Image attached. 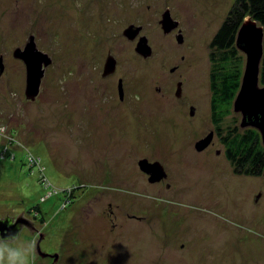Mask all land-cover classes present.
<instances>
[{"label":"rangeland","instance_id":"374dc122","mask_svg":"<svg viewBox=\"0 0 264 264\" xmlns=\"http://www.w3.org/2000/svg\"><path fill=\"white\" fill-rule=\"evenodd\" d=\"M233 2L0 0V215L22 209L35 227L19 240L43 233L55 264H119L124 231L136 238L130 264H264V177L236 174L226 159L222 138L241 128V115L232 108L215 126L209 111V43ZM165 8L182 23V45L159 27ZM128 23L143 25L152 48L145 62L123 39ZM30 34L51 58L33 101L12 56ZM107 48L119 60L115 77L133 88L124 101L115 79H94ZM142 158L162 164L164 182H147Z\"/></svg>","mask_w":264,"mask_h":264},{"label":"water","instance_id":"95a60500","mask_svg":"<svg viewBox=\"0 0 264 264\" xmlns=\"http://www.w3.org/2000/svg\"><path fill=\"white\" fill-rule=\"evenodd\" d=\"M164 33L176 26L177 21H174L170 16L169 10L166 9L159 21ZM172 27V28H171ZM140 26L130 25L124 29L123 35L129 39H133L140 31ZM177 40L182 41L178 36ZM264 30L261 25L250 17L244 18L239 26L236 37L235 46L238 50L245 54V63L241 75L239 89L233 101V111L241 115L240 127H251L258 131L261 143L264 145V86L260 85V64L263 53ZM135 51L145 57L151 55V48L145 36L139 37ZM12 56L23 62L25 66V85L24 95L28 100L33 101L39 93L41 79L44 75L45 68L51 63V58L36 47L34 36L29 35L27 42L23 48L16 47L12 51ZM114 59L109 56L104 67V75L114 66ZM109 65L111 68H108ZM4 70L2 55H0V76ZM109 73V72H108ZM176 96H180V83L177 84ZM194 113L193 108H190V115ZM212 132H209L205 137L194 143L195 151H202L212 140ZM138 168L140 171L148 175L149 182H155L165 177L163 166L158 161L150 162L146 158L138 160ZM264 177V168L262 171ZM9 216V214H5ZM22 218V217H21ZM19 219V218H18ZM17 219V220H18ZM24 219V218H23ZM25 225V224H24ZM5 225L0 224V230H8ZM31 229V226H29ZM23 229V228H22ZM19 230V233L21 230ZM39 250V245L37 244ZM53 257L57 259V255Z\"/></svg>","mask_w":264,"mask_h":264},{"label":"trees","instance_id":"16d2710c","mask_svg":"<svg viewBox=\"0 0 264 264\" xmlns=\"http://www.w3.org/2000/svg\"><path fill=\"white\" fill-rule=\"evenodd\" d=\"M246 17L256 21L264 30V0H234L209 43L212 49L209 106L211 121L215 126L230 114L239 89L244 61L242 54L235 46V37ZM216 51L219 53L218 56ZM259 82L264 86V40ZM217 133H219L218 130ZM222 141L225 144L226 159L232 164L234 173L250 176L262 175L264 146L255 129L247 127L241 129L234 123L227 129Z\"/></svg>","mask_w":264,"mask_h":264},{"label":"flooded vegetation","instance_id":"af4514ba","mask_svg":"<svg viewBox=\"0 0 264 264\" xmlns=\"http://www.w3.org/2000/svg\"><path fill=\"white\" fill-rule=\"evenodd\" d=\"M166 9H168V8H165L162 12H161V15H162V13L166 10ZM169 10V13H170V16L173 18V16L171 15L172 14V12H170V8L168 9ZM174 21H177V20H175V19H173ZM159 21L160 20H158V23H159ZM181 22H179V21H177V24H176V26L175 27H171L172 29H170L168 32H166V33H164V31H163V29H162V27H161V24L159 23V27H160V29H161V31H162V33L164 34V36H166V37H171L173 40H175L179 45H182L183 43H184V31H183V26H181ZM130 25H133V26H140L141 27V29H140V31H139V33L133 38V39H129L128 37H125L124 35H123V31H124V29L125 28H127L128 26H130ZM86 28V27H85ZM121 34H122V36H123V39H126V40H128L129 42H131V43H135V46H136V43H137V41H138V39H139V37H141V36H145L144 34H143V25L142 24H135V23H128L127 25H124V27L122 28V32H121ZM31 35V34H30ZM178 36H180L181 38H182V41L181 42H179L178 40H177V38H178ZM146 37V36H145ZM147 38V37H146ZM35 41V40H34ZM147 42H148V38H147ZM149 44V43H148ZM150 46V45H149ZM150 48H151V46H150ZM134 51H135V47H134ZM135 53H136V55H135V57L134 58H138V59H140V60H143V61H139V62H145V60L147 59V58H149L150 56H147V57H145V56H143V55H141V54H138L136 51H135ZM151 53H152V48H151ZM109 56H111L113 59H114V66L111 68L109 65H107V67L108 68H111V69H109V71H107V73L104 75V67H105V63H106V60H107V58L109 57ZM96 59V64H98V68H97V72H96V78H94L95 79V81L97 82V83H99L98 82V80H101V81H106V80H109V81H112V80H114L115 79V92L117 93V99H118V101H124L125 99H127L128 98V95H129V93L131 92H133V88L131 89V88H129V87H127V84L129 83V81H127V78L125 79L123 76H117V77H115V75H116V73L118 72V68H119V60H117L116 59V57H114L112 54H111V51H110V49L109 48H107L106 50H105V52H104V50H102L101 51V54H99V55H97V57L95 58ZM137 62V61H136ZM135 62V63H136ZM135 69V66L134 65H131V66H126V70H129V69ZM176 68H177V65L176 66H173V67H171L169 70H170V72L171 73H173L175 70H176ZM130 71V70H129ZM109 72V73H108ZM129 75V73H127V75L126 76H128ZM132 82H133V84H135V80L132 78V80H131ZM130 81V82H131ZM178 83H180V81L179 82H177V84ZM176 84V85H177ZM112 87V86H111ZM110 87H107V89H109ZM157 91H159V89L160 88H155ZM176 92V91H175ZM174 92V98L176 99V101H179V100H181V93H180V96H176V93ZM115 98V97H114ZM193 108V110H195V108H194V106L193 105H189V115H190V108ZM210 111V110H209ZM194 114V113H193ZM192 114V115H193ZM211 114V113H210ZM192 115H190V116H192ZM211 116V115H210ZM212 122V121H211ZM214 124V123H213ZM215 130H217L216 128L215 129H213V130H211L210 132H212V134L214 133L215 135H217V132L215 131ZM213 136V135H212ZM196 152H200V151H196ZM217 154H218V152H216ZM154 161H156V160H154ZM150 162H153V161H150ZM137 163H138V161H137ZM162 165V164H161ZM164 168V167H163ZM164 171H165V174H166V176L165 177H163V178H161L160 180H158V181H155V182H149L148 181V175L147 174H145V173H143L144 174V176L146 177V179H147V182L148 183H150L151 185H159V184H161L162 182H164L165 181V179L167 178V173H166V170L164 169ZM165 187L166 188H170V183H168V182H165ZM133 218V217H132ZM25 224V225H24ZM28 226V228H29V226H31V229L33 228V229H35V227L33 226V223H32V221H30V220H28L27 218H19L18 220H17V222H16V225H14V227L10 230V232H16L17 233V236H18V232H19V230L20 229H22L23 227H25V226ZM189 225H191V224H189ZM196 225H197V223H194L193 225H191L190 227H191V229L190 230H192V231H195L196 230ZM169 228L172 230L171 232H174L173 231V228H172V225H170L169 226ZM176 228V227H175ZM182 229H183V234H184V229H185V226H183L182 227ZM8 231V230H7ZM189 232V231H188ZM187 232V233H188ZM37 236V239H36V241H37V244L39 245V250H38V248H37V255H36V261H37V263L36 264H40V262H42V263H44V262H47L48 264H55L56 263V261H54V257H53V254H54V252L55 251H49V250H47V249H43L42 247H41V245H42V243L44 242V239H45V237L46 236H44V234L43 233H39V235H36ZM148 240V239H147ZM135 243H136V238L134 237V234H133V232H128V231H124V239L123 240H120V242L118 243L120 246H123L124 247V249H121L120 248V250H118V251H115V253H114V256H116V257H119L120 258V261H119V264H130L129 262H127V261H129L130 259H132L133 258V254H134V247H135ZM169 244H170V242H164V247H163V249L165 250V251H168V246H169ZM181 247H182V245H181ZM131 251H132V253H131ZM41 259H43V260H41ZM41 260V261H40ZM117 259L115 258L114 259V261H116ZM114 261H113V264H115L114 263Z\"/></svg>","mask_w":264,"mask_h":264},{"label":"clouds","instance_id":"9594fccd","mask_svg":"<svg viewBox=\"0 0 264 264\" xmlns=\"http://www.w3.org/2000/svg\"><path fill=\"white\" fill-rule=\"evenodd\" d=\"M25 218L22 209H15L11 216L0 215V224L6 228L16 225L18 218ZM37 241L19 240L16 232L0 230V264H35Z\"/></svg>","mask_w":264,"mask_h":264}]
</instances>
